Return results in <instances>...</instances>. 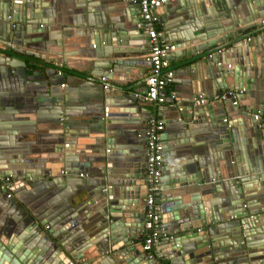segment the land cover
Wrapping results in <instances>:
<instances>
[{
	"label": "crops",
	"instance_id": "0c3cea01",
	"mask_svg": "<svg viewBox=\"0 0 264 264\" xmlns=\"http://www.w3.org/2000/svg\"><path fill=\"white\" fill-rule=\"evenodd\" d=\"M24 1L26 7L22 4L23 15L25 8H30L28 6L33 3L32 0ZM42 2L48 3L50 12L48 11V14L45 15L42 8L34 7V16L41 18L42 21L47 20V22L38 23V26L28 25L29 31L24 21L18 23L22 28L19 33L22 39L16 41L17 44L13 41L14 35L8 33V27L4 34L5 29L0 27V34L4 36L0 40V173L15 176L14 179H10L9 184L0 180V241L4 243L8 241L3 234L7 228L22 221L26 222V225L28 222L26 219H31L37 222L34 228H42L51 241L55 242L74 264H113L111 260L99 261L97 258L86 257L78 259V254L80 255L89 246L96 244L94 240L99 230L96 227V222L101 217L100 215L97 217V212L86 217L82 210H77L78 215H75L76 212L70 214L71 208L77 207L88 197L89 192H92L101 183L106 185L108 191L111 189L115 195L120 196L119 192L122 193L127 178L138 177L134 180L136 183L134 188L138 187L137 189L145 196L146 192L143 188L146 158L144 132L146 121L151 117L164 122V130L161 132L164 144L163 181H161L157 196L160 207L161 198H169L179 190L178 184L174 182L177 180L176 176H181L182 173L176 171L177 164L174 163V160L182 157V159H186L185 161L193 162L194 157L207 156L203 153L206 151V140L219 139L218 131L224 132L225 126L222 124L225 121L221 117H224L229 124L226 128H230L228 126L232 124L238 129V141H235V143L241 144L238 149H241L247 156L249 151L252 152L248 119L255 110H258V113L259 110L264 111V61H260L264 57V16H261L263 9H256V18L247 24L246 30L241 35L245 37L243 43L253 44L252 51L246 55L247 65L248 62L252 64L253 54H258L256 67L258 75L255 76L253 82H250L249 89L232 91L231 99H228L229 103L223 109L222 106H216L215 102L226 99V94L229 95L230 92L215 94L213 81L214 77L219 74H214L217 70L215 66L211 67L209 62H205V59L209 57L208 52H212L216 48H210L206 51L207 54L200 51L195 55H187L192 45H201L206 41L201 40L195 42L196 44L176 48L170 55V66L175 71L174 79L167 83L162 91L167 99L164 103L149 102L144 99L145 80L150 72V63L146 59L148 37L145 29L138 25L140 14H136V9L131 8L127 1L123 0H42ZM206 3V1L201 3L202 7H200L203 10L208 9ZM201 4L192 0H171L162 5L156 13V26L161 38L171 41L177 46L178 44L172 40L174 35L180 32L175 29V21L187 17L186 7H195L196 9ZM210 7H213L214 14L218 13L213 5ZM204 14V18L211 17L208 11H205ZM133 18L135 22L131 23ZM114 22L118 26H115ZM43 25L46 27L44 30L41 28L44 27ZM37 27L38 30H36ZM87 29L93 32H97V29L103 30L105 35L112 36L113 43L121 39L120 48L141 50V53L133 56L125 50L132 58L138 59L140 62L116 75L113 73V79L101 80L104 77L101 76V73L107 75H112V73L102 72V68L94 67L95 62L103 61L105 58L90 56L86 51L87 48L81 36ZM106 29L110 32L105 33ZM139 32L145 33L143 35ZM33 35L48 37V44H45L44 41L37 42V44L33 42L35 46L30 47H27V44H22L23 41H26L25 37ZM114 35L116 36L113 37ZM217 37L220 36L215 35L206 40ZM248 37L250 41H247ZM82 44L83 48L81 49ZM184 44L182 42L180 45ZM89 47L91 48L90 45ZM105 48L107 46H104V51ZM48 49L49 51H46ZM46 54L48 56L44 58ZM201 54H204L203 57H200ZM56 59H61L62 62L58 63ZM229 61H235L234 57L231 56ZM221 64L228 67L227 61L221 60ZM57 65L62 68L64 86L49 83L46 85L49 77L47 71L51 70L49 67L55 68ZM233 66V64L229 65L232 68ZM232 81V77L227 78L228 83ZM108 88L110 93H104ZM172 91L176 93L177 97L174 100L169 97ZM233 92L237 105L233 104L235 98L232 96ZM194 93L198 94V98H194ZM106 94L108 96H105ZM200 97L213 105V113L218 117V127L215 128L212 120L204 114L199 115L197 120L181 118L177 104L181 103L182 107L188 105L193 107ZM241 104L246 106L245 110L240 109ZM113 105L114 107L118 105L133 107L131 118L136 122L117 124V127L123 126L121 129L123 139L117 138L115 145L108 148L104 139L97 138L99 134L96 133L94 125L96 116H104V108H112ZM115 133H120V131ZM261 143L264 151L263 140ZM221 145L227 147L229 144ZM81 153L84 160L96 161L100 158L105 164V172L103 173L99 168L100 164L93 163L94 166L82 175L66 173L65 169L57 176L51 175L52 164L50 165V163L62 161L63 154H69L65 157L67 160L75 161L81 158ZM249 157L251 158V155L246 159L248 163H250ZM234 161L236 163V160ZM246 164L243 166L247 167L248 164ZM192 173L187 177H192ZM33 175L35 176L31 178L30 176ZM227 175H238L236 184L230 183L231 192L226 189L224 181H218L217 177L215 182L202 178L201 184L190 187L189 191L193 192L191 191L193 189L194 192L200 193V196L202 193L213 191L212 195L216 201H222L220 206L228 210L232 209L234 203L239 201L246 202L248 207L252 208L251 211L264 208V185L261 183L264 179V169L247 171L243 176L239 170L233 167L227 170ZM165 178L167 184H164ZM242 179H245L243 181L245 188L243 189L244 194H242L244 197L240 198V194H236L239 193L237 188L239 183L242 185ZM18 181H22L23 184L17 183ZM15 183L18 185L14 186ZM6 184L12 188L8 189ZM215 184L220 185L221 192H216ZM3 187L11 194L10 197H13L15 202L8 201L10 197H7L6 192L2 191ZM207 197L211 199L210 194L202 196V198ZM183 201H189V196L184 195ZM14 204L19 207L15 208ZM144 204L145 198L140 201L139 205H133L131 208L138 211ZM218 207L219 205H216L217 209H219ZM90 212L89 214H91ZM72 217L78 219V225L76 224L70 232L60 233L64 223ZM169 218V213L165 219L162 217V234L158 241L161 244L168 238L186 233L181 230L176 232L178 226L175 221H170ZM234 223L235 221H232L228 225ZM212 225L206 226L205 230L194 229L193 238L187 239L189 243L183 240L184 244L191 246L190 252L183 255L185 264L207 263L211 260V258L207 260L210 255L218 258L217 264H236L237 260L234 258L237 254L243 257L237 263L264 258V222L262 225L257 222L255 233L250 237L252 245L243 250L235 248L237 244L233 242L234 240L232 241V233L228 235L223 233L224 226L222 224L218 225L216 234H211L208 228H212ZM50 230L57 231L54 237L49 233ZM43 235L44 233L41 231L28 239L31 249L42 253V256L43 254L48 255L51 251V246L48 245ZM207 243L216 250L208 249L205 246ZM157 251L158 256L153 253L162 262L170 261L169 259L164 260L166 254L163 255L158 249ZM54 254H56V250ZM188 255L195 258L189 259Z\"/></svg>",
	"mask_w": 264,
	"mask_h": 264
},
{
	"label": "water",
	"instance_id": "95a60500",
	"mask_svg": "<svg viewBox=\"0 0 264 264\" xmlns=\"http://www.w3.org/2000/svg\"><path fill=\"white\" fill-rule=\"evenodd\" d=\"M192 1L200 4L203 2L205 3L206 1L208 9L203 10L201 8L202 4L196 9L195 7H186L185 10L187 17L175 21V29L180 32L175 34L172 40L178 44L176 48L180 46L196 44L195 42L201 40L206 41L201 45H192L187 55H195L197 54L196 52L200 51L204 53L207 50H210L212 47L216 48L214 51L208 52L209 57L208 59H205V62H209L211 67L215 66L217 70L214 74H219L218 76L216 75V77H214L213 81V89L215 94L220 95L222 92H230L229 95L226 94V99L215 102L216 106H222L224 109L225 105L229 103L228 99L231 97V92L239 89H249L251 84L250 82H253L255 76L258 75L256 69L258 64V54H253V59L251 58L252 64H249L248 62L247 65L246 55L252 51L251 48L253 44L250 42L246 44L243 43L245 37H242L241 35L246 30V27L248 26L247 24L256 18V9L264 10V0H237V2L236 0ZM32 2L33 3L28 6L30 8H25V14L23 15L21 9L23 5L26 7L24 0H0V27L1 29H5L3 34L6 32V28L8 27V33L14 35L13 41L16 44V41L22 39L21 35L19 34L21 31L20 29L22 28L18 23L24 21L27 24V30L29 31L28 25L38 26V23L47 22V20L42 21L41 18L34 16V7H39L40 9L42 8L43 14L47 15L48 11L50 10L48 3L44 4L42 0H32ZM127 3L131 6V8L137 10L136 14L138 15L140 11L139 4L130 2ZM16 4L21 5L17 6ZM211 5L217 9V14L213 13L214 10H212L213 7H210ZM263 10L261 11V16H264ZM205 11H208L211 14V17L204 18ZM157 12L158 9L156 10V13ZM46 18H48V16H46ZM133 22H135L134 18L131 20V23ZM113 24L118 26L115 22ZM133 27H135V25H133ZM41 28H43V30L46 29L45 26ZM131 28L129 29L131 30ZM36 30H38V27ZM107 32L110 31L106 29L105 33ZM144 33L145 32L142 34L144 35ZM215 35H219L220 37L206 40L208 38H213ZM115 36L116 35L113 37ZM3 38L4 36L0 34V40ZM81 39L84 40L87 48L86 51L90 54V56L105 58V60L95 62L94 64V67L102 68V72L112 73V75L101 73V76H104L105 78L113 79V73L116 75L118 72L126 70L128 67H134L138 62H140L138 59H134L131 56L141 53V50L123 49V47L120 48L122 45L121 39L120 41L113 43L112 36L107 34L105 35L103 30L97 29V32H93L87 29L82 34ZM24 40L26 41H23L22 44H27V47L35 46L34 43L37 44V42L41 41H44L45 44H48V37L46 38L40 35H33L32 37L27 38L25 37ZM182 42L185 44L180 45ZM104 46H107L105 51ZM82 48L83 44L81 49ZM125 50L131 53V56ZM46 51H49V49ZM205 54H207V52ZM203 55L204 54H201L200 57H203ZM47 56L48 55L46 54L44 58ZM231 56L234 57L235 61H229ZM221 60L227 61L228 67L223 66L221 64ZM56 61L58 63L62 62L61 59H56ZM260 61H264V57ZM231 64L234 65L233 68L229 67ZM49 68L51 70L47 71V76L49 77L46 85H48V83L52 85L62 84L64 79V75L61 70L62 68L58 65L55 68ZM228 77H232L233 81L228 83ZM109 91L110 89L108 88L104 91V93ZM105 96L108 95L106 94ZM193 96L194 98H198L197 93H194ZM103 102L105 101L103 100ZM177 107H179V113L183 119L197 120L199 115L204 114L208 119L212 120L215 128L219 126L218 117L213 113V105L207 103L205 99L203 102H201V104L194 103L193 107L192 105L182 107L181 103H178ZM239 107L241 110H245L246 108V106L242 104ZM105 108L103 114L104 116H96L94 128L97 130L96 133L99 134L97 138L104 139L105 144L109 146L108 148H110V146L115 145L117 138L121 137V139H123V133L121 132L123 126L120 125L117 127V124L134 123L136 120L131 118V111L134 109L133 107L124 105H118L114 107L113 105L112 108H108L106 114ZM256 111L258 112V110H255V112ZM263 112L264 111L259 110V114L262 116L264 115ZM221 118L224 120V117ZM227 124L228 123L226 120L225 123L222 124L225 126L224 132L218 131L219 139L213 141H210L211 139L206 140V151L203 153L207 156H204L203 158H201V156L194 157L193 162L185 161L186 159H182V157L174 160V163L177 164L175 167L176 171L182 173L181 176H176L177 180L174 182L178 184L177 188L179 190L176 191L172 196H169V198L163 197L160 199L162 211L161 216L165 219L169 213V220L175 221V224L178 226V230L176 232H180L181 230L185 231L186 233L174 238H168L162 242L163 244L158 242V244L155 246L156 250L154 252L156 256L159 254L157 251L158 249L163 255L166 254L164 260L169 259L174 264H185L183 255L190 252L189 249H191V246L184 244L183 240L186 243H189L187 239L193 238L195 234L193 231L194 229L205 230L206 226L210 224H213L212 228H208V231L211 234H216V229H218L219 224L224 226L223 233H226L227 235L232 233V241L234 240L233 242L237 244V246H235L236 249H248V247L252 245L250 237L255 233L257 222H259L260 225H262L264 222V208L259 209L258 211H251L252 208L250 206L248 207L246 202L239 201L234 203L235 207L232 206L233 208L228 210L227 208L220 206L222 201H216L215 197L212 195L213 191H210L211 193L201 194L202 196L210 194L211 199L208 197L202 198L200 193L194 192L193 189H191L193 192L189 191L190 187L192 188V186L201 184L202 178L205 180H213V182H215L216 177L220 182L223 180L226 189L230 190V185L236 184V179L238 178L236 177L238 175H227V170L233 167L239 170L243 176L247 171L250 172L251 170H258L259 168L260 170L264 169V151L261 146L262 140L264 143V125L259 127L258 122L253 119L252 115L250 119H248L252 143V152L249 151L251 158L249 157L250 163H248L246 159L249 155L247 156L243 151H241V149H238V146L241 145L240 143H235V141H238V129L232 124L228 126L230 128H226ZM116 131H120V133H115ZM223 143L229 144V147L222 146L221 144ZM230 151L231 153H229ZM68 155L69 154H63L62 161L60 160L58 162L54 161V163H50V165L52 164L50 167L52 176H57L62 172L63 169H65L66 173L80 175L86 173L90 168H92L94 166L93 163L100 164L98 165L99 168H101L103 173L105 172V164L100 158L96 161L90 159L84 160L81 153L82 159L79 158L75 161H71L65 158ZM234 160H236V163ZM244 164H246L247 167H244ZM191 173L193 174L191 175L192 177L188 178L187 176ZM34 176L35 175L30 177L33 178ZM11 178L14 179L15 176L13 174H4L3 172L0 173V180L4 181V183L9 184ZM136 179H138V177L127 178V181L123 185L124 188L122 193L119 192L120 196H118V194L115 195L111 189L108 191L106 185L101 183L97 185L92 192H89L88 197L84 201L80 202L77 207L73 206L71 208L72 211H70V214L76 212L75 215H78L77 210H82L86 217L94 215V212L98 213L97 217L99 215L101 217V219L96 222V227L99 229L94 240L96 241V244L89 246L88 249L83 251V253H80V255L78 254V259H81L82 257L94 259L97 258L99 261L111 260L113 261V264H155V260L150 258L147 252L142 248L143 235L148 233V230L144 226L146 221L145 214L147 211V205L144 204L142 208H140L141 210L138 211L132 210L131 208L133 205H139L140 201L144 200L146 197V194L145 196L142 195L141 191L137 189L138 187L136 189L134 188V185H136L134 180ZM243 181H245V179H242V185L239 183L237 188L239 193L236 195L240 194V198L244 197L242 195L244 194L243 189L245 188ZM263 182L264 179L261 181V183L264 185ZM17 183L23 184L22 181H18ZM17 183H15L14 186H17ZM143 183V188L146 192L145 178L143 179ZM164 184H167L166 178L164 179ZM215 186L217 187L215 188L216 192H221L220 185L215 184ZM7 188L10 189L12 186L7 185ZM2 189V191L6 192L7 197L11 196V194L6 191V188L3 187ZM184 195L189 196V201H183ZM8 201L10 203L15 202V199L10 197ZM216 205H219V209L216 208ZM13 206L15 208L19 207L17 204H14ZM83 207H85V209H82ZM20 209L22 208L20 207ZM89 212L91 214H89ZM218 212L220 213L219 215L216 214ZM26 221H28L26 225V222L24 221L19 222L18 224L7 228V230L3 233L4 237H6L8 241L6 243L0 241V264H68L70 257H68L55 242L51 241L48 234L44 232L42 228H34L37 222L31 219H26ZM232 221H235V223L233 225H228V223ZM78 223L79 222L76 217L70 218L68 222L64 223L60 233L70 232L76 224L78 225ZM41 231L44 233V239L48 242V245L51 246L50 253H48V255L43 254V256L42 253L35 252L31 249V246L28 245V239L36 236L37 233ZM56 232L57 231H49L53 237ZM40 241L43 242L42 240ZM97 243L99 244L97 245ZM164 245H166V247H164ZM205 246L213 251L216 250L208 243ZM55 250L56 254H54ZM60 251L62 252L61 255ZM87 253L88 255H86ZM39 255L41 257H38ZM188 257L189 259L195 258L192 255H188ZM240 258L243 257L237 254L234 259L238 261ZM207 260L210 261L204 264H215L218 258L210 255ZM237 261H235L236 264H264V258L259 260L250 259L249 261H242V263H237Z\"/></svg>",
	"mask_w": 264,
	"mask_h": 264
},
{
	"label": "built area",
	"instance_id": "2783aa9c",
	"mask_svg": "<svg viewBox=\"0 0 264 264\" xmlns=\"http://www.w3.org/2000/svg\"><path fill=\"white\" fill-rule=\"evenodd\" d=\"M130 3H137L140 7V21L138 25L145 29L148 37V53L146 55L147 61L150 63V72L146 77V92L144 99L149 102L164 103L167 96L162 94L167 83L174 79L175 71L170 66V55L176 50V44L171 41H166L161 38L160 32L157 29L156 10L162 5L171 0H123ZM250 41V38H246ZM211 56V55H210ZM60 73V72H58ZM101 80L105 81V77ZM64 86V84H61ZM105 87H107L105 85ZM241 92V91H240ZM233 104H237L235 93ZM171 100L176 99V93L172 91L169 94ZM204 101L203 97L196 100L197 103ZM108 107H106V111ZM105 111V114H106ZM254 120L258 122V126L264 125V116L258 112L252 113ZM226 119H224L225 121ZM164 130V122L161 119L154 117L147 121V128L145 129L146 141V160H145V187L146 197L145 204L147 211L145 214V228L148 233L144 236L142 241V248L147 252L148 256L155 260V264H174L171 261L162 262L154 255V246L161 238L162 234V216L161 207L157 202V196L162 181V161L164 144L161 138V132ZM67 145V144H66ZM82 175V174H80ZM9 196V194H8ZM68 264H74L69 261Z\"/></svg>",
	"mask_w": 264,
	"mask_h": 264
}]
</instances>
